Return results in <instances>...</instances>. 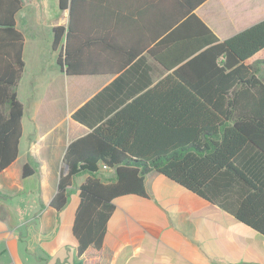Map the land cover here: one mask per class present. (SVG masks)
Returning a JSON list of instances; mask_svg holds the SVG:
<instances>
[{
  "label": "trees",
  "instance_id": "trees-1",
  "mask_svg": "<svg viewBox=\"0 0 264 264\" xmlns=\"http://www.w3.org/2000/svg\"><path fill=\"white\" fill-rule=\"evenodd\" d=\"M205 1L59 0L69 20L53 27V49L67 75L117 73L144 52L172 70L145 94L165 92L155 98L163 112H130L144 97L111 104L117 81L73 112L92 131L69 144L51 204L63 209L74 178L88 173L73 226L79 254L102 247L114 199L149 196L152 170L264 235V19L222 40L195 12ZM22 7L23 0H0V170L18 157L23 134ZM157 125L165 127L159 137L142 130ZM102 165L112 177L100 176ZM35 171L24 164V177Z\"/></svg>",
  "mask_w": 264,
  "mask_h": 264
},
{
  "label": "crops",
  "instance_id": "crops-1",
  "mask_svg": "<svg viewBox=\"0 0 264 264\" xmlns=\"http://www.w3.org/2000/svg\"><path fill=\"white\" fill-rule=\"evenodd\" d=\"M195 12L222 40L264 19L256 1L247 8L244 0H206ZM67 17L59 0H23L17 13V27L25 34V69L17 86L25 113L19 155L0 170V264H264L263 234L156 170L146 175L149 196L129 194L114 199L102 247L91 245L79 254L73 226L80 186L88 173L74 178L63 209L51 204L68 170L64 160L69 144L92 131L73 119V112L115 81L111 104L120 102L122 108L144 97L130 112H163L155 98L166 99V93L145 94L172 70L144 52L117 73L67 75L50 55L51 71L82 78L70 79L72 103L61 124L51 125L52 98L46 94L48 89L40 94L37 82L45 76L44 50L53 49V27L66 25ZM260 76L264 79V68ZM32 82L37 83L35 87ZM26 93L46 96L45 108L41 102L27 111ZM142 130L159 137L165 127ZM26 163L36 168L28 177L23 176ZM99 174L108 179L114 169L102 165Z\"/></svg>",
  "mask_w": 264,
  "mask_h": 264
},
{
  "label": "rangeland",
  "instance_id": "rangeland-1",
  "mask_svg": "<svg viewBox=\"0 0 264 264\" xmlns=\"http://www.w3.org/2000/svg\"><path fill=\"white\" fill-rule=\"evenodd\" d=\"M233 0H231L232 2ZM256 1V7L261 6V9L264 10V0H251ZM251 1L250 0H244V6H246L248 8V6L251 5ZM54 58L53 60L56 62V58H57V52L53 51V49L48 48L44 50V58L46 57V59H44L45 64L43 67V70L45 72V76H43L42 81L41 82H37L38 83V88L40 90V94H44L48 89L47 93L48 96L50 95L52 98V102L50 104V107L52 108V111L54 112V114L52 115V117L50 118V123L53 124H61V119L64 116V113L67 109H69L72 101H71V95L73 93V89H74V85L72 87L71 85V80L70 79H82L80 77H69V76H65L63 74H61L59 72V70H53L51 71V56ZM54 67L56 66V63H53ZM36 83V84H37ZM35 82H32V86L35 87L36 86ZM45 94V95H46ZM26 97H25V105H26V109L27 111H29V109L31 107H34L35 105L40 104L43 105V108H45V100H46V96L45 99L44 97H33L30 94L26 93ZM50 98V99H51ZM42 108V109H43ZM24 146V145H23Z\"/></svg>",
  "mask_w": 264,
  "mask_h": 264
},
{
  "label": "water",
  "instance_id": "water-1",
  "mask_svg": "<svg viewBox=\"0 0 264 264\" xmlns=\"http://www.w3.org/2000/svg\"><path fill=\"white\" fill-rule=\"evenodd\" d=\"M67 12H68V17H67V23H68V20H69V9H66ZM68 169V165L66 164V170Z\"/></svg>",
  "mask_w": 264,
  "mask_h": 264
}]
</instances>
